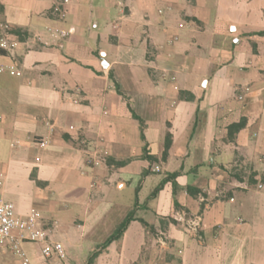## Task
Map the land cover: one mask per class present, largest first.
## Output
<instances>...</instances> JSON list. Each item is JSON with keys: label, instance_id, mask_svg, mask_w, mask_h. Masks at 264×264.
<instances>
[{"label": "crops", "instance_id": "obj_1", "mask_svg": "<svg viewBox=\"0 0 264 264\" xmlns=\"http://www.w3.org/2000/svg\"><path fill=\"white\" fill-rule=\"evenodd\" d=\"M0 39V198L67 253L33 264H264V0H0Z\"/></svg>", "mask_w": 264, "mask_h": 264}, {"label": "built area", "instance_id": "obj_2", "mask_svg": "<svg viewBox=\"0 0 264 264\" xmlns=\"http://www.w3.org/2000/svg\"><path fill=\"white\" fill-rule=\"evenodd\" d=\"M61 13H64V9L60 6L57 7ZM182 26V25H181ZM62 37H67L68 33L61 31ZM7 39H0V52L9 51L13 47ZM9 71L11 74L21 75L20 69L15 65L1 66L0 72ZM48 139L41 141L42 145H47ZM89 164L98 166L99 161L96 158H90ZM154 171H156L154 169ZM2 181L0 180V185ZM97 185V181L93 182V186ZM38 214L30 215L28 218H22L16 213L15 206L12 202L6 201L0 198V246L8 247L14 254H16L22 264H33L28 254L23 250L22 244L29 243H41V253L44 258H52L54 256L64 259L67 256L65 247L61 242H51L48 239L47 231L38 227L37 224Z\"/></svg>", "mask_w": 264, "mask_h": 264}, {"label": "trees", "instance_id": "obj_3", "mask_svg": "<svg viewBox=\"0 0 264 264\" xmlns=\"http://www.w3.org/2000/svg\"><path fill=\"white\" fill-rule=\"evenodd\" d=\"M17 32H20L18 29L14 30V33H17ZM246 124V121L243 119L241 122H238V123H234L232 124L230 127H229V139H234V136L235 134H237L239 132V130H241ZM171 143H172V138H171V134L170 133H167L166 135V140H165V150H164V153H163V158H165L168 154V150L171 146ZM150 160L151 161H154L155 157L153 156H149ZM178 172H174L170 175H168L166 178H164L161 183L154 189L153 193H152V197H155L159 191L164 187L165 183L170 181V180H173L176 178ZM237 178L239 180H242V177L237 174L236 175ZM174 187H175V190L177 188V185L176 183H174ZM175 206L178 208V203H176L175 201ZM134 211H131L127 217L124 219V221L121 223V225L119 226V228L117 229V231L115 233H113L106 241L105 243L102 245V248H104L106 245H108L109 243H111L113 240H116V239H119L123 233L125 232V230L128 228L130 222L134 219ZM143 224L149 228L150 230H152L153 226L149 225L146 221H144L143 219H140ZM149 226V227H148ZM97 256V253H94L92 256H91V259H90V262L91 260H93L95 257Z\"/></svg>", "mask_w": 264, "mask_h": 264}, {"label": "rangeland", "instance_id": "obj_4", "mask_svg": "<svg viewBox=\"0 0 264 264\" xmlns=\"http://www.w3.org/2000/svg\"><path fill=\"white\" fill-rule=\"evenodd\" d=\"M154 176L160 177L159 174H156ZM154 186L155 185H153L151 181H148L141 195L142 200L150 195V193L154 190ZM104 234V231H100L98 233V238H101L102 236H104ZM22 248L28 254L30 259H32L31 255L33 254L37 258H40L41 256L44 257L41 253L40 245L38 243L25 242L22 244ZM0 264H22V262L20 258L16 254H14L8 247L0 246Z\"/></svg>", "mask_w": 264, "mask_h": 264}]
</instances>
